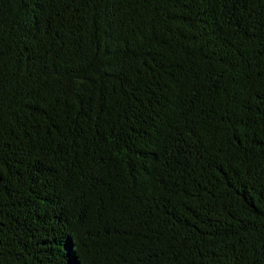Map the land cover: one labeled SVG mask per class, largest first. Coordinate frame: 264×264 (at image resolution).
Masks as SVG:
<instances>
[{"label":"trees","instance_id":"1","mask_svg":"<svg viewBox=\"0 0 264 264\" xmlns=\"http://www.w3.org/2000/svg\"><path fill=\"white\" fill-rule=\"evenodd\" d=\"M0 264H264V0H0Z\"/></svg>","mask_w":264,"mask_h":264}]
</instances>
